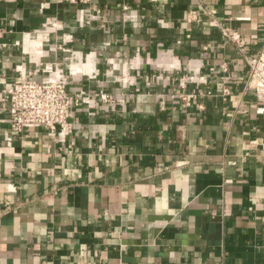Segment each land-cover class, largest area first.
<instances>
[{"label": "crops", "instance_id": "crops-1", "mask_svg": "<svg viewBox=\"0 0 264 264\" xmlns=\"http://www.w3.org/2000/svg\"><path fill=\"white\" fill-rule=\"evenodd\" d=\"M0 26V78L52 63L90 101L67 130L11 143L0 102V264H264L245 60L264 49V0H0Z\"/></svg>", "mask_w": 264, "mask_h": 264}, {"label": "built area", "instance_id": "built-area-1", "mask_svg": "<svg viewBox=\"0 0 264 264\" xmlns=\"http://www.w3.org/2000/svg\"><path fill=\"white\" fill-rule=\"evenodd\" d=\"M59 4L83 5L88 4L91 0H56ZM124 11L129 10V6L125 5ZM193 17L196 19L195 11H192ZM222 27V26H221ZM7 32V28L0 26V36ZM222 32L227 41L236 43L240 50H243L244 40L238 32L222 27ZM250 69L251 82L255 83V96L258 102L263 106L258 108L259 113L264 112V49L258 56L245 55ZM214 68H212L213 70ZM21 77L17 80L7 83L6 80L0 78V102L7 111L9 120V133L6 136L8 143H11L14 134H22L28 128L43 127L52 132L58 129L65 131L69 128L68 118L72 106H78L84 102L86 95L84 91L77 93L70 92L65 75L57 69L52 63H45L39 69H32L26 74L19 69ZM224 70L226 68L224 67ZM44 72L45 77L37 79L38 72ZM207 91L206 94H210ZM225 94H229L227 88L224 89ZM202 94V93H201ZM85 95V97H84ZM197 94H181L180 97L184 102H189L195 98ZM105 102L113 101L114 98L102 92L96 94ZM90 105V101H85Z\"/></svg>", "mask_w": 264, "mask_h": 264}]
</instances>
